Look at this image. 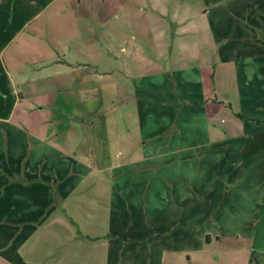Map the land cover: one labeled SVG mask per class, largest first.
<instances>
[{
  "label": "crops",
  "instance_id": "crops-1",
  "mask_svg": "<svg viewBox=\"0 0 264 264\" xmlns=\"http://www.w3.org/2000/svg\"><path fill=\"white\" fill-rule=\"evenodd\" d=\"M167 1L145 0L144 6L139 7L142 18L138 32L123 34L112 25L107 56L116 62L120 59L122 70L109 68L105 72L110 83L97 85L90 62L68 61L66 50L52 47L49 41L47 46L53 54L48 58L42 55L41 63L56 64L64 74L43 78L40 73L30 75L22 71L36 62L0 60V144H6L5 149H17L6 152L5 158L0 153V194H10L13 186L17 192L20 187L25 190L23 183L28 181L33 183L30 187H45L49 192L48 186L36 181H58L65 208H50L49 228L69 233L70 241L79 238L95 245L105 232H111L112 235L105 236L106 241L118 245L120 238L116 236H126V230L103 227L94 218L90 230H99L101 234H89L80 218L88 205L84 193L89 185L110 181L112 187L122 185L126 190L128 184L123 183V178H131L123 170H156L150 180L156 177L162 185L170 186L175 177L169 172L168 163L177 158H199L198 173H208L212 168L209 166L221 161L222 176L231 172L234 177L231 186L239 181L243 185L254 182L253 189L259 191L262 187L261 193L264 192V149L246 161L242 159L243 150L254 137L264 134V0H201L197 9L178 3L170 5ZM83 20L91 30H97L96 16L78 18L80 23ZM122 22L124 29L132 27V23ZM19 33L14 39L18 40ZM29 37L45 40L40 31ZM114 47L120 48V56H116ZM113 72L120 73V77L115 80ZM113 89L117 93L108 97ZM7 93L13 95V103L5 101ZM25 95L39 100L38 115L26 109ZM105 103L110 108L101 113ZM95 105L99 114L95 113ZM96 117L100 119L97 130ZM30 136L49 143L55 160H28ZM66 138L70 153L63 149L65 144H60L66 143ZM45 165L50 168H42ZM161 165L163 174L157 170ZM14 179L17 182L13 184ZM155 181L145 183L153 187ZM109 191L112 194L104 202L109 205L111 200L113 208L119 198L113 199V192ZM70 200L75 203L71 210ZM49 207L46 205L43 210ZM19 208L16 207L17 211L24 215L23 208ZM112 208H107L106 213L113 218ZM14 210L2 205L0 222L18 221V217L7 220L4 216ZM247 225L252 233L243 238L251 240L252 250L263 257L264 233L257 231V227L253 231L254 222ZM76 226L84 231L83 235H75ZM155 235L147 234V240L152 239L149 248L161 239ZM213 238L221 241L224 237L209 233L200 236L208 244ZM61 245V241L57 243V247ZM6 249L0 247V264H28L20 249L13 258ZM149 256L147 264L159 263Z\"/></svg>",
  "mask_w": 264,
  "mask_h": 264
},
{
  "label": "rangeland",
  "instance_id": "rangeland-1",
  "mask_svg": "<svg viewBox=\"0 0 264 264\" xmlns=\"http://www.w3.org/2000/svg\"><path fill=\"white\" fill-rule=\"evenodd\" d=\"M167 3L170 5L178 3L180 6L196 9L202 5L201 0H168ZM144 4L145 0H0V60L7 63L17 61L21 64L36 62L22 71L30 75L40 73L43 78L51 74H64L56 64L41 63L42 55L48 58L53 54L52 51L49 52L47 46L49 41L52 47L66 50L68 61L78 60L81 64L90 62V70L97 75V85L110 83L111 80L106 79L105 72L109 68L118 72L122 70L120 59L116 62L107 56L111 49L108 36L112 25L116 31L123 34L132 33L133 30L138 32L137 28H140L142 18L139 7ZM93 15L98 19L97 30H91L86 20L82 23L78 21V18ZM123 20L132 23V27L125 26L124 29ZM35 31L43 34L44 42L30 39L29 35ZM16 33L20 35L18 40L14 39ZM114 51L117 57L122 54L120 48L114 47ZM119 74L113 72L111 76L115 79L120 77ZM96 91L98 93V89ZM112 92H116L115 89L107 96H114ZM10 94H5V101L9 104L14 101L13 95ZM18 94L20 91L15 94V98H18ZM24 97L28 112L38 115L39 100L27 98L26 95ZM98 108L95 105L96 114H99ZM108 108L110 106L105 103L100 112L104 113ZM20 109L22 107H19ZM95 122L97 130L100 128V119L96 117ZM66 141L60 144H65L63 149L70 153L67 138ZM28 144V160L34 157L55 160L56 155L51 154L49 143L30 136ZM6 146L0 144V153L4 158L6 152L9 154L17 150L13 147L5 149ZM2 163L3 160L1 166ZM168 165L171 166L169 172L175 177V182L170 186L162 185L159 183L160 179L156 177L150 180L149 177L157 172L156 170L152 172L123 170V173H128L131 178H123L126 180L123 183L128 184L126 190L122 185L112 187L110 181L108 184L87 187L84 195L88 205L80 217L86 227L85 230L88 228L89 234L92 232L96 235L101 234L99 230L96 232L90 230L93 218L101 222L103 227L126 230V236L121 234L116 236L120 238L118 245L106 241L105 236L109 237L112 235L111 232H105L102 240L93 245L79 238L75 240L71 237L70 241L69 233L50 229V208L57 206L62 211L65 208V201H62L59 194L61 189L58 181L52 179L48 182L36 181L40 185L48 186L49 192L44 190L45 187H30L33 183L28 181L23 183L26 184L25 190L20 187V191L17 192L13 186L10 194H0V207L3 205L9 210L15 208L12 213L8 211L4 214L5 218L12 220L11 217H18V221L13 222L1 220L0 247H8L6 252L12 258L14 254L17 256L16 253L20 249V255L28 264H147L148 255L149 258L158 259V264H264V256L259 257L252 250V241L243 238L252 233L248 222L255 223L253 231L257 227V231L264 233L262 187L258 191L253 189L256 187L253 185L254 182L244 185L241 181L237 182L236 165L233 169L237 183L234 187L231 186L230 182L234 177L231 172L229 175L224 172L222 176L221 161L220 164L215 161L209 166L212 168H209L208 173L204 170V173H198L199 158L193 161L177 158ZM163 167L164 165H161L157 168L159 174L164 173ZM42 168L50 167L45 165ZM153 180H156L153 187L146 185V181ZM261 181L263 182V179ZM12 182L14 184L17 181L14 179ZM109 190L113 192V199L119 198L117 203L114 202L113 208L111 200L109 205L104 202L112 194ZM0 191L2 192L1 188ZM73 204H75L73 200H70L68 209L74 208ZM46 205L51 207L43 210ZM18 206L19 209L23 208L24 215L17 211ZM110 207L113 210V218L108 217L106 213ZM19 217H23L24 220H19ZM79 228L76 226L75 235L78 237L84 233L80 232ZM152 232L161 239L156 246L149 248L152 239L147 240L149 237L147 234L151 235ZM205 233L224 238L221 241L213 238L211 244H208L206 240H200V236ZM236 233L242 236L239 238L235 236ZM122 238L126 241H122ZM60 241L62 245L57 247ZM259 246L264 248V242Z\"/></svg>",
  "mask_w": 264,
  "mask_h": 264
},
{
  "label": "trees",
  "instance_id": "trees-1",
  "mask_svg": "<svg viewBox=\"0 0 264 264\" xmlns=\"http://www.w3.org/2000/svg\"><path fill=\"white\" fill-rule=\"evenodd\" d=\"M262 141V142H261ZM264 149V134H257L253 142L250 143L244 150L242 154L243 161H246L249 157L254 155L258 150Z\"/></svg>",
  "mask_w": 264,
  "mask_h": 264
}]
</instances>
